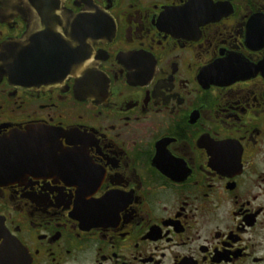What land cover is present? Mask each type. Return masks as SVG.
I'll list each match as a JSON object with an SVG mask.
<instances>
[{
    "label": "flooded vegetation",
    "instance_id": "flooded-vegetation-1",
    "mask_svg": "<svg viewBox=\"0 0 264 264\" xmlns=\"http://www.w3.org/2000/svg\"><path fill=\"white\" fill-rule=\"evenodd\" d=\"M32 18H0V264H264V0Z\"/></svg>",
    "mask_w": 264,
    "mask_h": 264
},
{
    "label": "water",
    "instance_id": "water-1",
    "mask_svg": "<svg viewBox=\"0 0 264 264\" xmlns=\"http://www.w3.org/2000/svg\"><path fill=\"white\" fill-rule=\"evenodd\" d=\"M47 3L48 0H0V18L10 14L16 16L25 12L30 18V26L34 27L33 10L37 11V7L41 8ZM9 46L10 44H6L0 49V78L14 75L13 70H10V65L7 64Z\"/></svg>",
    "mask_w": 264,
    "mask_h": 264
}]
</instances>
